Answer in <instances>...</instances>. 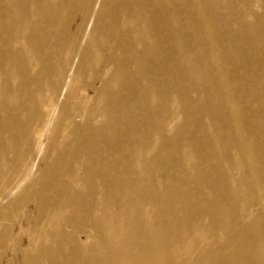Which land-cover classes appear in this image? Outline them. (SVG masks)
Masks as SVG:
<instances>
[{
    "label": "bare ground",
    "instance_id": "obj_1",
    "mask_svg": "<svg viewBox=\"0 0 264 264\" xmlns=\"http://www.w3.org/2000/svg\"><path fill=\"white\" fill-rule=\"evenodd\" d=\"M66 1L52 0L53 5L51 0H0V12H11L10 15L16 16L34 10L50 26L57 23L61 26L60 39L69 35L66 24H60L62 20L58 17L66 8L69 9L63 5ZM73 1L68 0V3ZM143 1L132 4L127 1L119 7L124 16L122 30L112 23L110 17L104 19L105 22L97 19L106 25L105 28L114 27L111 34L114 42L105 49H99L108 57L100 62L97 70L88 72V81L84 82L81 92H75L73 87L83 82L84 77L80 73L89 68L86 64L90 58L88 46L82 49L81 60L73 67L79 50L74 38L65 47V54L56 58L49 57V53H57L59 44L44 47V58H39L36 46L29 44L28 49L36 55L32 59L23 57L22 48L16 49L20 43L16 34L7 35L2 42V50L10 53L12 49V52L10 58L0 57V127L7 129L8 144L13 145L12 150H20V155L13 157L12 153L10 168L3 179L9 175L10 186L17 188L28 178L34 165L44 163V168L29 178V181L33 180V190L22 195L25 202L35 204L38 217L47 208L51 211L47 210L46 216L68 226L57 234L62 243H67L62 249L70 251L74 264H172L170 253L174 250L169 247L168 231L169 227L177 225H181L184 232H213L212 238H201L199 242L205 257L192 264H264V132L258 134L259 140L263 141L254 143L249 137L258 131L246 128L251 117L260 115L264 122V93L259 96L263 107L253 116L251 109L243 111L242 118L226 93L215 101L223 120L213 122V126L242 158L233 157L227 151L222 152V156L226 157L228 153L225 162L235 174L246 177L234 180L228 176L226 184L217 181L211 188L216 192L213 196L218 203L210 208L205 204L195 208L197 205L193 202L197 200L186 188L183 189V185L200 186L209 182L205 177L204 160H213L209 150L216 151L217 143L207 141L208 149L193 138L179 144V136H171L178 118L187 117L188 107L184 105L188 100L182 99L183 90L177 84L180 76L170 77V62L181 57V66L193 76L186 61V51L179 43V37L173 36L172 28L178 24L183 31L197 23L210 42L211 31L207 24L212 17L209 20L201 8L207 4L204 0L153 1L152 7L159 13L155 16L172 17L167 26L168 38L164 40L150 22L147 1ZM82 3L85 16L99 5L98 17L103 19L100 14L107 8L105 2L82 0L78 5ZM45 5L55 7L58 15L49 16L51 12L45 9ZM186 7L197 9L198 21L191 18L195 15L194 9L184 14L185 20L178 17ZM113 12H117L119 17L118 11ZM7 16L3 18L5 24L17 22L12 15ZM141 19L143 21L138 26ZM134 28L142 30L134 32ZM30 31L26 43L30 39H41L44 34L36 32L34 26ZM121 33L134 41H124ZM144 33L151 34L153 44L146 41ZM208 51L213 53L214 49L209 47ZM72 56L75 59L72 60ZM41 61L45 64L40 66ZM209 61L213 63L214 70H223L216 56L212 55ZM231 65L236 67L238 62L232 60ZM111 66L115 68V74L104 82ZM10 67L16 72L12 73ZM127 67L135 72L126 74ZM261 70L257 75H260L259 84L264 87ZM207 71L208 67L200 73L206 74ZM18 80L15 90L13 86ZM205 83L208 90L215 87L212 86L214 83ZM99 84L100 88L97 87ZM116 84L118 87L110 90ZM17 92L21 99L19 102L15 99ZM87 93L91 95L90 99L86 98ZM174 93L177 103L169 98ZM26 102L29 104L26 122L32 126L29 130L9 134L8 130L13 131L14 122L7 120L8 115L12 111L18 113ZM68 102L72 103L70 110H67ZM90 103L94 107L90 108ZM154 104L159 111L153 108ZM173 104L179 113L171 112ZM138 105L143 110L134 116L137 122L133 123L130 108ZM57 107L58 115L53 118L52 113ZM61 114L70 120L73 117V120H68L69 131L57 119ZM120 127L124 128L123 131ZM146 134H150L148 139L143 137ZM61 135L63 139L68 137L70 140L63 144L55 143L54 139ZM1 166L6 171L3 160L0 161ZM220 167L219 161L215 162L212 166L214 173L219 172ZM173 183L177 186H171ZM163 188L167 189L166 193L161 192ZM235 200L242 202L244 209L233 213L231 205ZM183 204L188 206L187 214L179 209ZM253 206L256 208L252 212ZM255 213L257 216L252 220ZM201 216L206 220L201 221ZM216 216L222 220L215 221ZM191 217L195 221L189 223ZM217 235L224 236L225 240L217 242Z\"/></svg>",
    "mask_w": 264,
    "mask_h": 264
},
{
    "label": "rangeland",
    "instance_id": "obj_2",
    "mask_svg": "<svg viewBox=\"0 0 264 264\" xmlns=\"http://www.w3.org/2000/svg\"><path fill=\"white\" fill-rule=\"evenodd\" d=\"M37 1L42 2V0ZM127 1L132 4L139 0H99V3L105 2L107 6V8L104 9L105 11L103 14H100L103 19H99L98 17L99 5H95L91 12L85 16L82 13V10L85 7L84 3L78 5L82 0H75L69 3L67 0L63 5L69 9L66 8V11L59 15L54 10L55 7L45 5V9L51 12V14H48L49 16L54 17V15H58L62 20L60 24H66L67 33L69 35L66 36V38L62 37L64 38L62 41H60L62 38L59 39L61 26H59L58 23L56 26H50L47 21H43L36 12H33L34 10H28L25 13L16 16L11 14L12 18L17 22L12 23L11 21L6 22V24L4 23L3 18H5L7 14V17L11 16V12H7L6 14L0 12V57H11L10 53L12 52V49H10V53L2 50V42H4L9 33L16 34L19 37L20 43L16 45V49L22 48L24 54L23 57L32 59H35L36 55L33 50L31 51L28 49L29 44L36 46L39 52V58H44L45 48H50L59 44L57 53H53L52 51L49 53V57L52 56V58H56V56L59 57L60 54H65V47H67L74 38V43L76 47L79 46V50L76 64L74 62L73 67H76L80 62L81 58L79 55L84 47L88 46L90 51V58L86 61L89 68L82 70V73H80L82 74V78L84 77L83 82L78 83L73 87L75 92H81L84 88V82L88 81V72L97 70L100 62L108 57V54L99 51V49H105L108 46L113 45L114 42L111 37L112 29L114 27L112 25H107L108 28H105L106 25L103 22L97 21V19L104 21V19L110 17L112 23H115L118 29L123 27L124 16L119 12V7L124 5ZM146 1L149 15L151 14L154 16L153 18L150 15V22L156 26L160 36L164 40L167 39V26H169L172 21V17L166 15H161L160 17L155 16V14H159L152 7V2L156 0ZM187 1L191 2V0ZM204 1H206L207 4H204L201 8H203L209 20L211 19L210 17H212L209 24H207L208 29L211 31L210 42H207L205 35L197 23H193L192 26L184 28L183 31L179 29L178 24H175L172 28L173 36L179 37V43L186 51V61L191 66L193 76L182 67L183 65L181 66V57L180 59L176 57V60L171 61L169 64L171 66L170 77L172 75L180 76L177 84L183 90L182 99L185 100L186 98L188 100V104L184 105L185 107H188L187 117L180 116V118H178V122L173 128L171 136L178 135L179 144H181L182 141L191 138L198 140L199 144L203 146H208V142L217 143H214L217 145L216 151H212L208 146V149H210L209 151L213 154V160L207 158L204 160L205 177L209 182L207 184L202 183L200 186L183 185V189L186 188V190L197 200L193 202L197 205L195 208H199L203 206V204L210 208L209 206L218 203L213 196L216 192L211 188V186H216L217 181L226 184L228 183V176H232L234 180H236V178L246 177V175L235 174L230 165L225 162V159L229 154H231V156L233 155V157L238 156L239 158H242V155L235 152L234 149H232V146L226 141V138L222 139L213 126V122L223 120L215 101H217L221 94L225 96L226 93V97L230 99L232 103L231 105L234 106L235 111H238L239 117L242 118V116H244L243 111L249 112L251 109L253 116L255 112L263 107L259 100V96L264 93V87L259 84L260 75H257L258 70L261 68V73L264 74V0ZM55 2H57V0H55ZM157 2H161V0H157ZM51 4L54 5L52 0ZM41 5L43 4L41 3ZM193 9L195 15L191 18H194V22L198 21V13L195 7L184 8L179 12L178 17L181 20H185L184 14ZM114 10L118 11L119 17L116 15L117 12H113ZM29 19H31L30 22L28 21ZM142 21L143 19H141L137 25L140 26ZM32 26H34L36 32L41 31L44 32V34L41 39H30V41L26 43V38L31 35L30 30L32 29ZM134 29V32L142 30ZM120 30H122V28ZM76 33L77 35H75ZM74 36H77V38ZM144 38L149 44H153V37L150 33H144ZM121 39H124V41L129 43L134 41L131 38H126L123 33H121ZM209 47L214 49L213 53H209ZM212 55L216 56L223 65L222 71L214 70V67L212 66L213 63L209 61ZM71 59L73 60L75 58L72 56ZM232 60L238 62L236 67L231 65ZM43 64H45V62L41 61L40 66ZM204 66L208 67L206 74L200 73L207 69V67L204 68ZM10 71L12 73L16 72L15 69L11 67ZM253 71L256 72L254 75H252ZM134 72L135 71H133L132 68H126V74L130 75ZM113 74H115V68L111 66L109 72L104 78V82L110 80ZM136 78H138V75ZM18 83L19 80L13 86L15 90H17L16 85ZM204 83L205 85H207V83H214L212 86L215 87L208 90L206 86H204ZM116 86L118 87V84L112 85L110 90L115 89ZM97 87L100 88L101 85L99 84ZM174 95L175 93L171 94L169 97L170 101L172 100L175 102L176 100L177 103V96ZM85 96L90 99L91 95L87 93ZM250 97H252L253 100ZM249 98L251 100L250 102ZM15 99L17 102L21 100L19 92L15 94ZM68 104L69 107L67 110L72 109V103L68 102ZM89 106L90 108L94 107L92 103H90ZM156 107L157 104H154L153 108ZM58 109L59 107L53 111V118L58 115ZM28 110L29 104L26 102L18 113L12 111L11 114L8 115L9 118L7 120H12V123L14 122L13 131L8 130L9 134L29 130L32 123L26 122ZM142 110L143 108L138 105L131 107L130 113L134 117L138 113H142ZM155 110L159 111L160 109L156 108ZM171 112H178L176 104L172 105ZM57 119L64 125V129L67 128V131H69L70 123L68 120L70 119L63 114ZM71 120H73V117ZM132 122H137L135 117ZM246 128H253L258 131L253 136L251 135L252 137H249L251 142L255 143L263 141L258 138V134L264 132V122L260 115L258 117H251ZM119 129L120 131H123L124 128L121 129L120 127ZM6 130L5 128L0 127V161L3 160L4 167H6V171L2 169V166L0 167V264H74L70 257V251L68 249H62L67 243H62L61 237L57 234L62 229L68 228V226H64L62 222H59L55 218L46 216L45 212L48 210L47 208H44V211L38 217L36 214L38 209L35 204L32 202H25L22 195L28 190H33V180L29 181V178L32 175L33 177L36 176V173L40 171V168H44V163L39 162L37 166L34 165L29 172L28 178L24 180L22 186H16L17 188H12V185L10 186L9 175L5 176V180L3 179V176L7 173V169L10 168L12 153L13 157L14 155H20V150H12L13 145L10 143L8 144V137L5 134ZM143 137L148 139L150 134L143 135ZM69 140L70 138L68 137H64L63 139L61 135L59 139L55 138L54 142L57 144H63ZM131 145L132 142H130V146ZM224 146H226L227 149ZM255 150L257 152V149L254 147V151ZM201 151L203 152V150ZM224 151L229 153L225 154L226 157L222 156V152ZM183 154L186 155L184 151ZM19 161H21L20 158ZM217 161L220 163L221 170L214 173L212 166ZM191 174L194 175V172H191ZM161 177L164 176L162 175ZM158 179L160 180L159 177ZM161 186L165 185L161 184ZM171 186H177V184L173 183ZM151 190H153V188ZM166 191L167 189L165 190L164 188L161 190L162 193H166ZM220 200L222 199L220 198ZM250 203L252 202H249V204ZM248 205L246 204L247 207ZM187 207V205L183 204L179 206V209L182 210L184 214H187ZM255 208L256 207L253 206L252 212ZM242 209H244V204L237 200L231 205L233 213ZM48 211L51 210L49 209ZM256 213H258V211ZM256 213L253 214L251 218L252 220L256 218ZM154 215L156 214L154 213ZM214 219L215 221L222 220L220 216H216ZM200 220L204 221L206 220V217L201 216ZM194 221L195 218L191 217L189 223ZM168 237L170 239L169 247L174 250L170 253L172 264H192L205 257V252L199 248V242H201V238H212L213 232H202L201 234L199 230L194 232H184L182 226L177 225L173 228L169 227ZM215 240L217 242L224 241L225 237L217 235Z\"/></svg>",
    "mask_w": 264,
    "mask_h": 264
}]
</instances>
